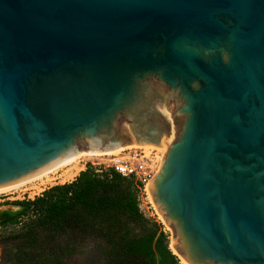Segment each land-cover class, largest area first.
Returning a JSON list of instances; mask_svg holds the SVG:
<instances>
[{
    "label": "water",
    "instance_id": "95a60500",
    "mask_svg": "<svg viewBox=\"0 0 264 264\" xmlns=\"http://www.w3.org/2000/svg\"><path fill=\"white\" fill-rule=\"evenodd\" d=\"M127 145L187 264H264V0H0V189Z\"/></svg>",
    "mask_w": 264,
    "mask_h": 264
},
{
    "label": "trees",
    "instance_id": "16d2710c",
    "mask_svg": "<svg viewBox=\"0 0 264 264\" xmlns=\"http://www.w3.org/2000/svg\"><path fill=\"white\" fill-rule=\"evenodd\" d=\"M137 193L132 179L111 169L98 174L88 167L69 183L47 188L32 200L12 202L17 209L1 211L0 226L24 219L18 233L20 264H66L65 258L77 253V245L67 241L49 250L43 237L57 242L76 233L86 236L90 227H99L104 264H179L164 232L140 213ZM131 226L141 227L142 233L119 244V233ZM33 253L38 260L31 259Z\"/></svg>",
    "mask_w": 264,
    "mask_h": 264
},
{
    "label": "rangeland",
    "instance_id": "374dc122",
    "mask_svg": "<svg viewBox=\"0 0 264 264\" xmlns=\"http://www.w3.org/2000/svg\"><path fill=\"white\" fill-rule=\"evenodd\" d=\"M141 146V145H140ZM139 146V147H140ZM142 147V146H141ZM155 147V146H152ZM163 149V148H159ZM142 151V150H141ZM152 152V153H151ZM151 153V154H150ZM158 151L148 150L147 155L150 154L149 158H157ZM145 154V153H144ZM156 154V155H155ZM157 156V157H154ZM78 165L80 166V170L77 175L84 171L86 168L91 167L95 170L96 173H100L105 169L106 156H82L78 161ZM69 169L68 166L61 168L56 171L55 177L61 175L63 172ZM108 170V169H107ZM76 175V176H77ZM75 176V177H76ZM73 177L71 180L66 181L65 183H69L74 180ZM60 181V179L54 180L51 184H47L45 186H41L39 192L36 194H31L29 191L17 190L11 191L4 194H0V212L5 210L15 211L17 209L16 206L12 204L15 201L21 200H32L34 197L39 196L44 190L50 188L55 185L65 184ZM40 184V183H39ZM137 203L140 213L150 222H155L160 231H163L166 235L168 247L170 246L173 235L165 222H163L161 216L158 214L154 205L151 201V198H146L144 195H141L139 192L137 193ZM25 223L24 219H21L16 224H10L6 226H0V264H20V257L17 255V246L20 244L19 232L21 230L22 225ZM99 228V227H98ZM98 228L92 229L91 227L86 233V236H83L81 233H76L72 235L69 239L68 236H64L61 239H58L57 242L51 241V239L45 238L44 247L49 248V250L56 249V244L66 243L67 241L72 244H76L77 253L71 257H67L64 260L66 264H104V259L100 255V249L103 244V240L99 237ZM142 233V228L138 226H131L126 228V230H122L119 233V244L123 243L126 239L131 237H136ZM117 241V239H116ZM170 249V248H169ZM34 255L31 259L38 260L37 253H33ZM179 260V259H178ZM49 264H55L54 262H50ZM179 264H182L179 260Z\"/></svg>",
    "mask_w": 264,
    "mask_h": 264
},
{
    "label": "bare ground",
    "instance_id": "6f19581e",
    "mask_svg": "<svg viewBox=\"0 0 264 264\" xmlns=\"http://www.w3.org/2000/svg\"><path fill=\"white\" fill-rule=\"evenodd\" d=\"M127 145V146H122L116 150H112V151H108V152H85L69 161H66L46 172H44L43 174L36 176L28 181H25L19 185H15V186H11L8 188H4V189H0V194H4L7 192H11V191H17V190H21V192L23 191H29L31 194H36V192H39L41 189V186H45L47 184H51L54 180L60 179V181L62 183H65L66 181L71 180L73 177H75L77 175V173L79 172V170L81 169L80 166L78 165L77 161L82 157V156H106L111 157V156H118L120 154V152L124 151V150H131V149H139L142 150L143 153H145L146 156H149L150 154L147 155V151L148 150H152V151H158L159 153L157 154L160 156H154L157 157L154 160H156L157 165H156V169L157 171L159 170V168L161 167L163 158H164V149H159V147H152V146H143L141 145ZM156 155V154H155ZM68 166L69 169L65 172H63L61 175L55 177V173L57 170L64 168ZM40 183V184H39ZM150 197V195H149ZM163 220V219H162ZM164 222V220H163ZM174 244V239L172 240L169 248L171 250V252H173L177 258L180 260V262L182 264H187L176 252V250L173 247Z\"/></svg>",
    "mask_w": 264,
    "mask_h": 264
},
{
    "label": "built area",
    "instance_id": "2783aa9c",
    "mask_svg": "<svg viewBox=\"0 0 264 264\" xmlns=\"http://www.w3.org/2000/svg\"><path fill=\"white\" fill-rule=\"evenodd\" d=\"M154 159L147 157L139 149L124 150L118 156L106 157L105 169L132 179L138 192L148 198V185L157 173V162Z\"/></svg>",
    "mask_w": 264,
    "mask_h": 264
}]
</instances>
